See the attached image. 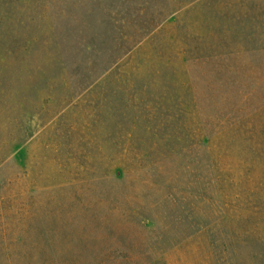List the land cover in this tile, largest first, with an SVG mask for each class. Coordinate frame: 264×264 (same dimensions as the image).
I'll return each instance as SVG.
<instances>
[{
    "label": "rangeland",
    "instance_id": "rangeland-1",
    "mask_svg": "<svg viewBox=\"0 0 264 264\" xmlns=\"http://www.w3.org/2000/svg\"><path fill=\"white\" fill-rule=\"evenodd\" d=\"M0 264H264V0H0Z\"/></svg>",
    "mask_w": 264,
    "mask_h": 264
}]
</instances>
